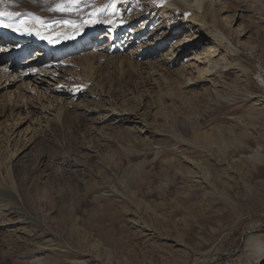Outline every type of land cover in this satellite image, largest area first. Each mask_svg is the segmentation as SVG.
Wrapping results in <instances>:
<instances>
[{
  "label": "rangeland",
  "instance_id": "obj_1",
  "mask_svg": "<svg viewBox=\"0 0 264 264\" xmlns=\"http://www.w3.org/2000/svg\"><path fill=\"white\" fill-rule=\"evenodd\" d=\"M97 1L70 4L68 0H6L0 7L5 12L25 11L45 19L70 18L80 16ZM206 1L210 2L203 0ZM212 5L222 23L221 30L228 34L224 44L201 33L172 5H164L158 13L156 9L141 15L133 13V7L123 8L126 19L134 22L137 36L141 34L125 44V54L131 51L136 55L162 43L157 45V52L140 54V60L130 55L133 63L123 65L109 61L106 53L100 55L92 48L83 57L71 54L59 80L68 85L73 81L71 75L77 74L93 96H80L75 104L66 95L52 98L57 108L49 117L52 121H48L43 134H34V143L24 150L14 141L7 148L3 140L9 141L12 130L42 123L44 118L35 102L38 97L14 93L19 82L9 89L14 93L10 99L0 91V185L19 188L22 201L27 203L25 210L39 222L28 223L29 216L18 206L0 201V264H255V260L243 259L244 240L251 234L264 236V174L247 165L234 166L233 161L240 155L227 160L212 152L215 145L210 151L204 149L195 141V135L210 132L209 128L216 129L218 125L224 131L244 127L250 138H261L260 145L250 146L242 157L250 159L257 149L263 154L264 87L258 86L255 73L259 64L264 76V0H212ZM58 6L70 10H57ZM86 61L92 64L88 67ZM140 99L139 118L145 117L146 124L159 134L179 139V144L156 142L144 133L140 121L121 124L114 120L116 112L126 107L135 109ZM86 108L92 112L87 114L83 111ZM232 108L235 112L227 113ZM217 116L220 119L214 122ZM170 124L181 126L183 134L168 129ZM125 128L131 129L128 136ZM185 138L181 143L180 139ZM42 145L47 146L50 155L67 156L75 165L63 170L65 166H59L55 159H46L35 175L16 184L9 150L19 148L14 155L23 150L31 158L40 147L44 148ZM170 146L173 150L168 156H159L160 148ZM194 150L209 155L212 165L230 170L229 180L222 178L229 182L226 186L231 194L225 200L227 208L221 203L212 209H223L221 216L209 222H191L196 237L184 239L180 235L185 234L187 222H178V229L160 222V206L164 204L161 190L173 184L175 174L190 179L184 182L179 177L175 183L178 191L197 185L200 196L206 193L205 186L216 191L220 199L224 194L218 190L220 186L210 185L206 165L199 167L201 159L193 155ZM122 156L131 158L124 160ZM156 158L164 166L178 160L181 168L156 167V174H152L151 163ZM113 162L118 165L113 166ZM140 180L146 182L140 189L150 193L147 197L140 196L141 191L135 196ZM165 196L173 200L171 195ZM54 199L52 205H46ZM151 211L154 214L148 217Z\"/></svg>",
  "mask_w": 264,
  "mask_h": 264
},
{
  "label": "bare ground",
  "instance_id": "obj_2",
  "mask_svg": "<svg viewBox=\"0 0 264 264\" xmlns=\"http://www.w3.org/2000/svg\"><path fill=\"white\" fill-rule=\"evenodd\" d=\"M190 2L192 1L188 2V0H99L96 3H94L90 8L84 10L80 16L77 17L72 16L70 18L66 16L65 17L61 16L58 18L45 19L40 17L39 15L30 12H25V11L13 12L20 14L19 16L16 17V19L18 21L23 22L21 25V31H13L10 28H3V27L0 28V57H2V55H5L8 52V49L12 50L19 46V44L16 46L10 45L11 41L9 39V36H18L23 38V42L21 43L23 46H25L28 42H31V46H32L31 49H34L33 52H35V54L32 56L31 55L27 56V58L23 57V59L21 58L17 61H16L17 56H6V58L5 57L0 58V65H3L2 68L0 67V91H3L4 92L3 94L6 95L8 94L9 99L12 97V95L15 92H17V94L20 95L21 94H26L30 96L36 95L39 101H35V102L38 103L37 106L41 110L42 112L41 114L43 115L44 120L42 121V123L40 124L38 123V125L36 126L38 128L37 130L36 127H30L29 125H26L25 128H22L21 130H17V129L12 130L8 134L9 137H11L10 139H8L9 141H7L6 139L3 140V142L5 143L4 146L5 147L10 146L11 142L14 141V142H18L19 145H21L20 147H22V149L23 147H25L26 149L34 141L33 140L34 134H36V136L37 135L39 136V134H43V132L47 130L48 125L50 124V122L48 121L50 120L52 121L53 119V118L50 119L49 117L51 115L53 116L55 110L57 109L55 106L56 101H54L52 98L58 95L59 96L66 95L68 97V100L71 99V101H73L74 103V100L80 96H82V98L93 96V94H91V90H88V88L82 82L79 81L77 74L71 75L73 78L72 79L70 77L73 80L71 84L66 83L68 85H65L64 83H62V81L59 80L63 76L61 74V71L63 70L62 66L66 64L67 62L66 60L71 56V54L72 55L79 54L80 56L83 57L88 52L87 50L92 48L93 51L96 52L98 51L100 55L101 54L104 55V53H106L107 55L106 57L110 59L109 61L114 60L116 62H119L121 65H123L127 62H129L130 64L133 63V60H130V55L140 60L139 58L140 54H142L143 56L144 55L148 56V54L150 53L155 54L157 52L156 51L157 45H161L162 43L156 44L155 46L152 47L149 46L143 52L141 50L142 53L141 52L137 54L135 53L136 55H133L131 51L125 54V50H126L125 47L127 46L125 44H127V42L130 43V41H132L133 38L135 37L139 38L141 35L139 33V35L137 36L138 32H135V29L133 27L134 22L132 20H127L126 16H124V13H122V9L125 7L126 8L133 7L131 11L133 13H136V15L139 14L141 15V13H147L149 10L150 12L154 13L156 9H157L156 13H158L159 10L162 9L164 5L166 6L172 5L176 7V9L173 10L181 11V14L184 15L183 19L188 20L192 24H196V26H198V29L201 30V33L209 35V37H211L212 40H215L218 43H222V44H224L223 42L229 40L228 34H226L224 31L221 30L222 23L218 18L216 10L213 8L212 0H210V2L209 1L203 2V0H193L192 3ZM220 8H223L222 5H220ZM183 19L178 20L176 24L183 21ZM63 21H69L70 23L64 24ZM13 27H16V25L14 24ZM38 37L41 38L45 37L46 41L49 43L50 46L57 45V48L63 50V53L60 55V57L59 56L55 57V54L54 55L51 54V55H46L45 59L40 60L39 57L42 56L44 51L38 44L37 45L34 44L39 41ZM146 45L147 44H145V46ZM28 49L29 51L31 50L30 48ZM230 50L234 53L236 52L234 48H231ZM28 53L29 52H27L26 54ZM95 55H97V53ZM86 64L89 67L92 64V62L86 61ZM258 65L256 67L255 76L257 81L260 82L258 86L263 88L264 87V76L262 73L263 70H260ZM192 80L193 77L190 78V81ZM18 82L19 84L16 85V83ZM14 85H16V89L14 90V93L9 92V89ZM138 85L139 84L137 83L136 86ZM260 87L254 86L255 89L257 88L259 89ZM247 92L250 94V91L248 89ZM142 96H143L142 98H144L145 95ZM60 99L62 98L59 97L58 101H60ZM30 101L28 102L29 106L33 108L34 103L32 101H31L32 103H30ZM141 103H142V99H140V101H138V103L136 104L137 108L135 107V109L132 110H127L128 107L125 106L126 109L125 108L124 110L121 109L120 111L115 113L114 120L120 122L121 124H129L130 122L140 121L139 123L142 124L144 133L153 136L156 142L165 141V142H173L175 144L178 143L179 139L174 140L173 139L174 136L171 137L169 135L159 134L160 132L157 129L156 130L153 129L155 127L151 128L149 125H147L146 122L143 120V118L145 119V117L142 116L143 118H139V116H141V114L139 113V107L141 106ZM83 111H85L87 114L92 112L88 108L84 109ZM114 111L115 108L111 112L114 113ZM234 112H235V108H232L227 111V113H234ZM18 119L19 118H17L16 120ZM218 119H220L219 116L215 117L214 122H216ZM186 122H188V118ZM25 123L26 121H24L21 125H24ZM170 126L171 128H169L168 126L166 127L168 129L175 131V133L180 132L181 134H183L184 131L181 128V126L176 124H172V125L170 124ZM220 126L221 125L216 126V129L209 128L210 132H206L205 130L203 133L201 132L196 133L194 131L196 133L195 141H197L204 149L206 148L208 151L211 150L212 145H215L216 150L212 152L218 153L220 156H223L227 160L229 159L231 160L233 155H240L239 159L233 161L234 166L241 168L242 166L245 167L247 165L252 167L253 170H255V172L259 174H264V151L263 154H260V151L257 149V151H255L251 155L250 159L249 157L247 158L245 156L242 157L245 153L248 152L250 146H253L255 144L257 146L260 145L259 138L261 137L255 135L253 138H250L248 133L245 131L244 127H238V130H234V128H228V129L225 128L226 131H224L219 128ZM130 130L131 129L129 128H125L124 131V134H126L125 136H128L130 134ZM1 136L2 135H0V140L2 139ZM175 138L177 139L176 136ZM181 140L185 141L187 139L186 138L180 139V142ZM42 146L44 148L42 147H40V149L38 148L39 151L36 154L34 153L33 154L34 156L32 155L31 158L29 157L30 155L28 156V152L23 153L24 149L21 152H19V154L17 155L14 154L20 151L17 150L19 148L14 149L13 152L9 150V152H11L9 154L10 155L9 163L12 167L13 178L16 181V184L19 185L24 181H26L31 175H35L37 171L44 166L46 159H50V160L55 159L54 161L59 166L62 167L65 166L63 170H65L69 166H72L73 162L70 160V158H67V156H62V155L60 156L59 154L58 156L57 154L50 155L48 153L47 146L45 145ZM142 150H145L146 152V149H142ZM172 150L173 149L171 148V146L167 148H160L158 150L159 156L166 157L172 152ZM50 153L52 152L50 151ZM192 153L193 155H196L199 157V159H201V162L199 163V167L203 163L206 165V169H207L206 171H208V175L211 177L209 180L210 185L214 186L215 188H218L220 186L221 189L218 190L224 191V194L222 192L223 198L220 199L219 197L216 196L215 193L216 191H214L213 189H208V186H205L204 189H206V193L200 196L199 194L200 190H198L199 188H197L196 187L197 185L194 184L192 188L187 189L185 192L178 191L177 185L175 184L176 180L180 177L184 182L186 181L188 182L190 181V179L183 174H175L173 178V180L174 179L175 180L174 181L172 180L171 182L173 184L161 190L162 193L161 198L163 199L164 204H161L160 206L161 216H162L160 222H162L166 227L171 225L176 226L178 222L181 223L187 222L186 224L187 227L186 229H184L185 231H183V233L185 232V234H183V236L179 234L180 237H183L184 239H194V237H196L195 235H193L194 224L193 225L190 224L191 222L197 224L200 222H209L214 217L221 216L224 212L223 209L222 210L215 209L214 211L212 209L216 205L221 203H223V206L227 208L229 204H227L225 200L227 199L226 197H228L231 194L229 191L230 188L226 186L228 185L229 182L228 181L225 182L222 178L226 176L225 179L229 180L230 177L227 178V176H229L230 170H228L226 167L222 168L212 165L210 163L211 157L209 155H205V154L202 155L201 153L195 150L192 151ZM122 157L124 160H126L127 156L126 157L122 156ZM127 158L130 159L131 156ZM167 161L168 160H166V162ZM174 161L176 162L173 163L168 162L164 166L162 160L159 161V158H156L151 163L153 170L152 174H156L155 172L156 167H159L158 169L160 170L162 167L164 168L176 167L177 170H179L181 168L180 165L182 163L179 162L178 160H174ZM117 163L118 162H113L114 164L113 166H117L118 165ZM152 170L150 171L152 172ZM191 170L193 169L190 168L189 171ZM13 178L11 179L13 180ZM145 183L143 182V180L141 181V183L138 182L139 187L136 191L135 196H139L140 194H141L140 196H144V197L149 196L150 194L149 192H144L142 191V189H140V187ZM138 191H141L139 195H138ZM20 192L21 190L19 188H16L15 186L0 185V201L3 202L7 200L11 201L16 205V207L18 206L23 212H25L29 216L27 217L28 223L38 225L39 222L37 221L36 223V220L32 217V215H30L31 213L29 214L28 210L27 211L25 210L26 205L24 204L26 202L22 201ZM165 194L171 195L173 197V200L167 198ZM54 201L55 199L53 201H47L48 203L47 202L45 203L46 205L47 204L52 205ZM148 206L149 205H146V209ZM0 214L2 215V213ZM153 214L154 211H151L148 213L147 216L150 217L153 216ZM176 215L179 216L178 220H173L174 216ZM175 228L178 229L177 226ZM244 246L246 247V252L243 256L244 261L255 260L256 261L255 264H260L264 260V236L262 237L259 235H252V234L247 235V237L244 240ZM40 248L38 247V249ZM14 264H17V262H14ZM19 264H23V263L20 262Z\"/></svg>",
  "mask_w": 264,
  "mask_h": 264
},
{
  "label": "snow or ice",
  "instance_id": "obj_3",
  "mask_svg": "<svg viewBox=\"0 0 264 264\" xmlns=\"http://www.w3.org/2000/svg\"><path fill=\"white\" fill-rule=\"evenodd\" d=\"M6 2V0H0V5H3ZM70 4H78L80 0H68ZM57 10H70V9H61L58 6ZM20 14L18 13H12V12H5L2 7H0V27L3 28H10L13 31H21V25L23 22L18 21L16 19L17 16ZM64 24H69V21H63ZM16 25V27H13V25Z\"/></svg>",
  "mask_w": 264,
  "mask_h": 264
}]
</instances>
